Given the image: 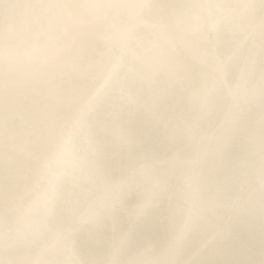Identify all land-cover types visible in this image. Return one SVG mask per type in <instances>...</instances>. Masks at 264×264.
I'll list each match as a JSON object with an SVG mask.
<instances>
[{
	"label": "bare ground",
	"instance_id": "1",
	"mask_svg": "<svg viewBox=\"0 0 264 264\" xmlns=\"http://www.w3.org/2000/svg\"><path fill=\"white\" fill-rule=\"evenodd\" d=\"M262 152V0H0V264H260Z\"/></svg>",
	"mask_w": 264,
	"mask_h": 264
},
{
	"label": "snow or ice",
	"instance_id": "2",
	"mask_svg": "<svg viewBox=\"0 0 264 264\" xmlns=\"http://www.w3.org/2000/svg\"><path fill=\"white\" fill-rule=\"evenodd\" d=\"M262 4H264V0H262ZM9 8H15V9H23L26 13L32 14V13H38L40 10L43 9H62L66 11H75L77 9L85 8V7H100L99 5H79V4H72V3H57V4H50V3H18V4H12L8 5ZM140 7L143 8H151L153 5L145 3L143 5H140ZM199 7V6H198ZM207 7H214L212 5H208ZM246 7H250V5H246ZM35 20H39V16L34 17ZM28 17L25 16L21 18L20 23L27 22ZM9 33L12 32V26H9L8 29ZM7 47L9 50H12L15 48V43L11 37L8 38L6 41ZM87 115V111L85 109H82L79 113H77L76 119L80 122H83L85 117ZM261 180L262 183H264V152H262V160H261ZM122 239H124L122 237ZM251 264V262H249ZM260 264H264V260L260 261Z\"/></svg>",
	"mask_w": 264,
	"mask_h": 264
}]
</instances>
